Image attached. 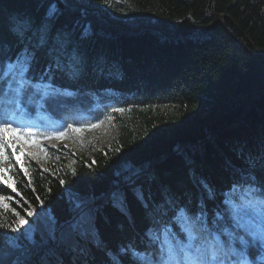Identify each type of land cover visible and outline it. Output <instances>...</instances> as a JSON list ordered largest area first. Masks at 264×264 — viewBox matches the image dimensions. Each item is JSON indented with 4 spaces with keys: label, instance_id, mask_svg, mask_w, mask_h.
<instances>
[{
    "label": "trees",
    "instance_id": "16d2710c",
    "mask_svg": "<svg viewBox=\"0 0 264 264\" xmlns=\"http://www.w3.org/2000/svg\"><path fill=\"white\" fill-rule=\"evenodd\" d=\"M60 1L0 0V60L34 56L28 91L0 76V118L19 99L28 120L110 119L118 137L43 167L27 155L31 183L12 159L0 264H140L151 234L184 237L178 215L206 209L230 231L229 199H264V0Z\"/></svg>",
    "mask_w": 264,
    "mask_h": 264
},
{
    "label": "snow or ice",
    "instance_id": "6c2138e0",
    "mask_svg": "<svg viewBox=\"0 0 264 264\" xmlns=\"http://www.w3.org/2000/svg\"><path fill=\"white\" fill-rule=\"evenodd\" d=\"M57 10L53 4L49 10V14H54ZM18 34H23L20 27L16 29ZM34 56L30 55L27 49H22L15 57L8 61L0 60V76L7 73L3 83L7 85L8 80L13 81L15 87H20L21 93L28 91V87L24 86L25 81H31L29 73L32 71V62ZM39 91V89H35ZM4 93L0 92V97H3ZM9 95H13L9 89ZM44 95L47 96L48 92L45 91ZM10 107H15L12 105ZM3 105L0 104V110ZM123 113L124 109H117ZM97 125H92L96 127ZM74 133H80L82 129L74 128L72 125H68ZM66 133H60L58 136H50L49 139H61ZM25 145L28 147H37L40 152L47 157L48 153L45 148L40 147V141L34 136L30 130H25L23 127L14 124L12 120H6L0 118V183H3L12 192H16L19 195L16 187V179L12 175H8L14 168L11 163L14 158L15 164L19 165L20 171L24 176L29 179L31 183V175L29 167L24 159L30 153L25 152ZM19 149V151H17ZM9 150L11 152L9 153ZM6 197H0V205L4 209L8 208V204L5 203ZM19 216V214L17 213ZM31 215V212L28 213ZM27 220L23 217H19L18 224L23 226L27 224ZM255 224V221H253ZM16 230V229H13ZM241 232L234 233L231 240L227 238L216 239L211 236V233L206 229H201L198 234L190 235L192 243L188 247H174L171 251L163 252L159 259L149 261L148 264H243L244 255L247 252L251 254L252 246L257 242H264V222L260 223L259 229L252 227L250 229H244ZM134 258L143 259L138 253L133 252Z\"/></svg>",
    "mask_w": 264,
    "mask_h": 264
},
{
    "label": "rangeland",
    "instance_id": "374dc122",
    "mask_svg": "<svg viewBox=\"0 0 264 264\" xmlns=\"http://www.w3.org/2000/svg\"><path fill=\"white\" fill-rule=\"evenodd\" d=\"M48 18L46 19L47 24L51 26L52 18L48 13ZM49 92L48 90H45ZM20 111L23 113L25 108L22 104H18ZM40 108V107H39ZM48 116V115H47ZM42 111H40L34 120H25L22 118V114L15 115L11 117L14 124L23 127L25 130H30L34 136L40 141V147L46 149L48 155L40 152L37 147H28L25 145V151L30 153V156L42 167L49 160V152L52 149H61L67 147L72 151H76L81 154H86L92 157L95 150H106L114 145L118 137V129H114L111 125L110 119H103L96 123H82L74 128H80L82 131L80 133H74L67 125H64L58 120H53V123L48 122V117ZM50 119V117H49ZM92 125H97L92 127ZM66 133V135L61 139H49L50 136H58L60 133ZM132 167V163H126L123 165L122 171H127ZM245 195L247 199L242 204H236L229 199V204L231 205V215L229 216L230 221L234 227L240 230L250 229L255 227L259 229L260 223L264 222V200L259 197H255L253 193L246 190ZM182 218L187 222L185 230L188 232L186 237L187 241L182 244L183 247H188L191 245L192 241L189 239L190 235H196L202 229L198 218H191L189 215H182ZM205 220V219H204ZM255 221V224L253 223ZM204 229V228H203ZM243 234V233H242ZM216 239H220L219 235L213 236ZM167 241V236L165 237ZM258 250L264 251V242H257L254 244ZM264 259V256H263ZM262 259V260H263ZM148 264L145 258L142 261Z\"/></svg>",
    "mask_w": 264,
    "mask_h": 264
},
{
    "label": "water",
    "instance_id": "95a60500",
    "mask_svg": "<svg viewBox=\"0 0 264 264\" xmlns=\"http://www.w3.org/2000/svg\"><path fill=\"white\" fill-rule=\"evenodd\" d=\"M57 1V3H58V5H59V7L61 8V9H64V4L60 1V0H56ZM224 25V24H223Z\"/></svg>",
    "mask_w": 264,
    "mask_h": 264
}]
</instances>
